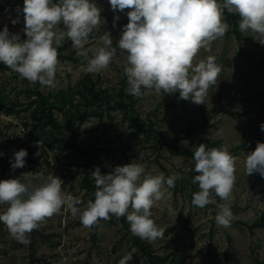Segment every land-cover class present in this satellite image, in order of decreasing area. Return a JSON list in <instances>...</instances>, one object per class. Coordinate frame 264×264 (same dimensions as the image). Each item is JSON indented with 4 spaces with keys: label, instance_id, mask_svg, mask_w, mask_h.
I'll return each mask as SVG.
<instances>
[{
    "label": "rangeland",
    "instance_id": "374dc122",
    "mask_svg": "<svg viewBox=\"0 0 264 264\" xmlns=\"http://www.w3.org/2000/svg\"><path fill=\"white\" fill-rule=\"evenodd\" d=\"M93 2L101 10V26L90 34L85 47L102 46L104 32L111 34L115 46L128 23L129 9L113 12L109 0ZM22 8L23 0H0V31L7 26L10 33L25 40ZM229 26L223 38L212 43L211 51L202 49L196 57L199 62L213 56L222 69L204 105L181 100L179 93L153 91L142 98L131 95L135 103L127 116L118 106L107 108L106 97L111 106L119 100L129 102L123 73L127 54L118 51L107 69L86 73V61L67 38L57 49L59 71L54 90L38 82L30 85L0 63V100L8 108L0 107V180L30 173L28 179L40 184L41 176L51 173L63 180V191L81 200L82 207L94 200L91 172L96 167L101 174H108L116 166L138 160L153 174L176 176L170 199L151 209L152 219L165 230L162 238L149 242L134 237L126 217L111 216L96 228H85L79 216L73 217L62 208L28 235L27 245L15 240L0 222V264H118L132 249L135 252L129 264H134V259L137 264H264V222L252 226L264 214V178L259 173L246 176L244 170L245 156L255 150L257 142H264V131L260 130L264 123V44L255 40V33H242L239 26L240 38H235ZM90 79L93 88L100 90V105L88 102ZM40 110H51L61 126L59 131L44 124ZM128 116L143 122V130L130 127ZM68 128L77 130L75 140L81 150L89 144L104 148L89 167L90 189L83 185L84 155L70 147L60 150L55 140L61 135L68 140ZM166 141L191 151L201 143L209 148L223 145L239 157L229 201L233 213L230 227L216 224V205L199 208L191 203L193 193L199 190L192 183L197 174L192 170L193 155L174 149ZM20 149L28 153L25 167L13 170L14 153ZM6 207L0 205V212Z\"/></svg>",
    "mask_w": 264,
    "mask_h": 264
},
{
    "label": "clouds",
    "instance_id": "9594fccd",
    "mask_svg": "<svg viewBox=\"0 0 264 264\" xmlns=\"http://www.w3.org/2000/svg\"><path fill=\"white\" fill-rule=\"evenodd\" d=\"M113 12H127L128 23L113 46L109 32L100 37L102 46L85 47L90 34L101 26V10L93 0H23L24 33L0 31V63L26 79L54 90L57 86L59 60L57 49L65 38L72 42L79 56L86 61L84 71L98 74L108 68L117 53L126 55L123 73L127 78L126 92L142 98L154 91L160 94L179 93V99L204 105L208 90L217 86L221 67L216 58L207 56L196 61L203 49L211 51L214 41L229 30L225 10L239 17V30L251 31L264 44V0H109ZM119 19V17H116ZM13 24L16 20L11 21ZM60 25H63L61 28ZM264 131V123L260 125ZM3 153L0 152V156ZM25 149L14 153L13 170L25 167ZM239 157L226 146L209 148L199 144L194 150L192 170L197 173L192 183L199 190L191 203L199 208L216 205L215 222L231 226L233 213L230 199L236 181ZM246 176L254 173L264 178V142L245 156ZM30 173L17 178L0 180V222L9 234L22 244H29L28 235L47 218L65 208L73 217L79 216L83 227L98 226L111 216L126 217L132 235L149 242L162 238L164 229L152 219L151 209L164 199H170L176 176L163 172L153 174L134 160L116 166L108 174L99 167L91 172L94 180V200L82 207L81 200L63 191V180L49 173L42 182L34 184ZM23 177V179H21ZM219 197L223 203H217ZM173 210L169 207V213ZM135 249L126 253L118 264H129Z\"/></svg>",
    "mask_w": 264,
    "mask_h": 264
},
{
    "label": "trees",
    "instance_id": "16d2710c",
    "mask_svg": "<svg viewBox=\"0 0 264 264\" xmlns=\"http://www.w3.org/2000/svg\"><path fill=\"white\" fill-rule=\"evenodd\" d=\"M224 17L227 20L228 24L231 25V30L234 32L235 34V38L239 39L240 38V34L239 31L237 29L238 26V22H239V17L235 14H229L227 13V11L225 10L224 12ZM94 83L93 81L90 79V85H88L86 87V91L88 92V102L92 103L94 105H100L102 104L101 102V98H100V90H95L93 87ZM126 97L128 99L129 102H124L123 100H119L117 102H115L114 104H112V106L109 104L108 102V97L105 98V103H107L106 107H115L118 106L119 108H121L123 110V113L125 116H127L128 113V109L129 107H132V105L135 103L134 98L131 95H127ZM0 107L4 108L5 110L8 111V108L5 107V105L2 103V101L0 100ZM86 113L80 114L79 118L82 119L84 118ZM40 116L44 117L45 116V122L44 124L49 125L51 128L56 129L57 131L60 130V124H58L55 119L53 118L52 112L51 110H40ZM128 119V125L130 127H135L138 130H143V126L145 125L143 122H137L134 118L132 119L131 117H127ZM70 130V137L68 140H66L64 135H61L59 138H55L56 142L58 143L59 149L60 150H64L67 147H70L72 150H76V151H81V153L84 155V159H82V172H83V185L85 186V188L90 189L91 188V183L89 181V174L91 169H89V167L95 162V158L97 157L99 152L104 151V148L94 145V144H89L88 147L86 149H82L79 147V145L76 143V136H77V130L74 128H68ZM35 130V125H32V132ZM167 145L173 147L174 149H183L186 152H190L191 155H194V150L191 151L187 148H181V146L177 145V144H173L171 141H166ZM92 191V189H91ZM210 207L212 206L211 204L209 205ZM264 222V214L260 215L259 218H257L254 223L252 224V226H254L255 224L258 223H263ZM96 228V226L94 227ZM130 229V228H129ZM134 236V235H133ZM135 237V236H134ZM139 248H142L141 243H139ZM134 264H137V259H134Z\"/></svg>",
    "mask_w": 264,
    "mask_h": 264
}]
</instances>
